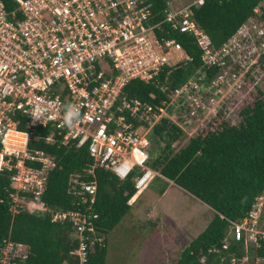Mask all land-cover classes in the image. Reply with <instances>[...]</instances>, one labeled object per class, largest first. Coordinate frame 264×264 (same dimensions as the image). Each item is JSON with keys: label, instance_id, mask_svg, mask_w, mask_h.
I'll return each instance as SVG.
<instances>
[{"label": "built area", "instance_id": "2783aa9c", "mask_svg": "<svg viewBox=\"0 0 264 264\" xmlns=\"http://www.w3.org/2000/svg\"><path fill=\"white\" fill-rule=\"evenodd\" d=\"M9 1L7 5L0 0V172L14 170L9 177L16 189L11 194L12 210L36 207L50 212L52 220L70 224L71 235L78 239L73 252L79 264H84L90 248L104 240L97 231L98 213L92 210L97 182L94 178L80 180V175L71 178L70 190L83 203L78 209L53 211L44 205L41 196L46 176L55 163L44 150L34 152L28 148L36 127L49 129L47 142L59 136L64 144L86 145L92 164L84 167V172L92 174L93 168L100 166L120 180L130 177L138 193L160 176L146 164L148 159L135 156L148 145L146 133L166 117L188 135L193 134L202 120L210 119L222 108L221 86L243 75H229L224 70L208 83L205 94L190 79L156 108L141 98L127 96L123 90L130 80L148 82L162 67L187 57L179 42L165 36L167 30L162 26L196 36L204 65L211 66L225 64L227 55L232 59L238 53L247 57V39L254 37L256 24L243 30L244 24L221 49L214 50L208 36L191 18V8L201 6L205 0H192L174 9L168 1L163 17L156 21L144 0ZM254 10L260 11L259 7ZM157 29L165 34L160 37ZM256 33L262 35L263 28ZM182 97L190 109L178 120V114H169L167 109L173 104L177 108ZM70 107L77 110L71 126L65 122ZM20 124L24 129L19 128ZM32 162L39 165L33 166ZM135 170L138 173L133 175ZM18 191L31 198L22 199ZM263 207L264 194L255 198L247 215L230 221L227 236L257 244L264 236L259 226ZM227 244L226 238L223 247ZM26 254L25 244L9 241L0 249V264H9L10 257L23 259Z\"/></svg>", "mask_w": 264, "mask_h": 264}, {"label": "trees", "instance_id": "16d2710c", "mask_svg": "<svg viewBox=\"0 0 264 264\" xmlns=\"http://www.w3.org/2000/svg\"><path fill=\"white\" fill-rule=\"evenodd\" d=\"M3 1L10 4L9 0ZM144 1L150 5L156 21L163 17L169 0ZM261 2L205 0L201 6L191 8V18L208 36L214 50L221 49L246 22L253 19L258 20L263 28L260 36L257 29H252L254 38L264 42V6H260ZM256 7L260 9L258 13L254 10ZM162 27L167 30V38L182 45L187 57L172 66L162 67L148 82L130 80L123 90L127 96L141 98L156 108L161 101L170 99L169 95L175 88L190 79L200 85L205 94L208 83L222 71L226 70L229 75L243 72L235 90L240 97L237 122L226 118L222 106L191 135L166 117L153 127L161 147L150 155L146 164L164 180L159 194L172 181L213 210L207 226L182 249L175 264H250V258L264 260V236L258 239L257 244H246L244 238L233 240L227 236L230 221L247 215L255 198L264 194V86L252 82L255 73L264 76V49L248 69H243L230 55L224 57L225 64L207 66L202 60L203 50L196 36L170 30L167 25ZM157 33L160 37L165 34L159 29ZM162 85L166 87L164 90ZM240 92L242 96H239ZM231 99L232 96L228 102H232ZM177 104L179 106L174 112L178 114V120H182L190 105L184 97ZM19 128L24 129L22 124ZM49 133L47 127L38 126L28 142L31 151L44 150L53 156L55 163L47 173L41 202L53 211L78 209L83 203L70 190L71 178L75 175H80L78 179L85 181L94 178L97 193L92 210L98 213L95 222L104 240L90 248L84 264H105L107 235L130 211L132 204L129 199L136 192L134 182L130 177L120 180L100 166H95L92 174L84 172V167L92 164L87 146L61 143L59 136L53 142H47ZM185 136L183 145L173 146ZM30 164L39 165L38 162ZM13 173L14 170L7 169L0 172V249L9 241L22 243L27 246V254L23 259L10 257L9 264H79V257L73 252L78 239L71 235L70 224L52 220L48 211L30 210L26 206H21L19 212L12 210L11 194L16 189L11 186L9 177ZM137 173L135 170L133 175ZM18 192L22 199L31 198L30 194ZM263 215L264 207L259 220L262 229ZM226 238L228 244L223 247Z\"/></svg>", "mask_w": 264, "mask_h": 264}, {"label": "rangeland", "instance_id": "374dc122", "mask_svg": "<svg viewBox=\"0 0 264 264\" xmlns=\"http://www.w3.org/2000/svg\"><path fill=\"white\" fill-rule=\"evenodd\" d=\"M190 2L192 0H169V7L171 9L183 7ZM260 6H264V0ZM254 22L257 30L262 29L258 20L253 19L246 22L243 30L250 28L251 23L254 24ZM242 44L246 46L244 41ZM263 49V41L258 42L254 37L248 38L247 57H244L243 54L240 57L238 53L233 60L241 58L242 60L239 62L248 69ZM239 78L241 76L225 82L226 85L221 86L224 96H220L225 102L223 105L225 116L233 122L239 120V106L237 105H239L240 97L235 92L240 83V81L238 82ZM252 80L256 85L264 86V76L261 73H255ZM242 95L240 92L239 96ZM231 96L232 102H228ZM170 107L167 109L169 114L176 109L174 104ZM207 120H202L198 127L204 125ZM196 125L197 123H195ZM195 126L187 131L192 132L191 129ZM146 138L148 145L143 150L136 152L135 156L140 155L142 158L149 159L150 155L158 152L161 141L151 130L146 133ZM185 138L186 136L175 145L177 147L183 145ZM163 182V179L155 176L139 195L135 193L132 200L129 199V203L132 204L130 211L107 235L108 254L105 264H175L182 249L207 226L213 216V210L203 202L196 201L190 193L177 189L176 185L170 182L167 184L168 192L161 196L159 189ZM262 220L264 223V215ZM22 250L24 251V249ZM250 259L252 260L250 264H264V260L260 258Z\"/></svg>", "mask_w": 264, "mask_h": 264}, {"label": "clouds", "instance_id": "9594fccd", "mask_svg": "<svg viewBox=\"0 0 264 264\" xmlns=\"http://www.w3.org/2000/svg\"><path fill=\"white\" fill-rule=\"evenodd\" d=\"M77 114V110H74V109H72L71 107L69 108V110L67 111V114H66V116H65V122L69 125V126H71V121H72V118L75 116ZM179 142V140L178 141H176V142H174L173 143V146L176 144V143H178ZM159 177H161V176H159ZM136 189V188H135ZM142 191V190H141ZM140 191V192H141ZM140 192H138V193H140ZM135 193H137V192H135Z\"/></svg>", "mask_w": 264, "mask_h": 264}, {"label": "crops", "instance_id": "0c3cea01", "mask_svg": "<svg viewBox=\"0 0 264 264\" xmlns=\"http://www.w3.org/2000/svg\"><path fill=\"white\" fill-rule=\"evenodd\" d=\"M170 183H173L172 181H169ZM173 184H175V183H173ZM176 185V184H175ZM176 188L177 189H179V190H181V191H186V190H184L183 188H181L180 186H178V185H176ZM168 186L166 187V189H165V191L162 193V194H160L161 196L162 195H165L167 192H168ZM186 192H188V191H186ZM189 193V192H188ZM138 195H139V193H138ZM196 201H200L198 198H196L195 196H193L192 194H190ZM138 197V196H137ZM136 200V199H135ZM202 202V201H201ZM131 204V203H130ZM205 204V203H204ZM206 206H208L207 204H205ZM209 207V206H208Z\"/></svg>", "mask_w": 264, "mask_h": 264}, {"label": "bare ground", "instance_id": "6f19581e", "mask_svg": "<svg viewBox=\"0 0 264 264\" xmlns=\"http://www.w3.org/2000/svg\"><path fill=\"white\" fill-rule=\"evenodd\" d=\"M135 195H136V194H135ZM135 195H134V196H135ZM137 195H138V194H137ZM134 196H133V197H134ZM133 197H132V198H133ZM132 198H131V200H132Z\"/></svg>", "mask_w": 264, "mask_h": 264}]
</instances>
